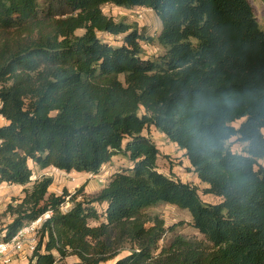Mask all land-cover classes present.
I'll use <instances>...</instances> for the list:
<instances>
[{"label": "trees", "instance_id": "trees-1", "mask_svg": "<svg viewBox=\"0 0 264 264\" xmlns=\"http://www.w3.org/2000/svg\"><path fill=\"white\" fill-rule=\"evenodd\" d=\"M105 5L151 10L160 35L115 22ZM143 41L164 53L145 59ZM0 116V187L32 184L7 206L0 241L50 215L29 264H264V29L249 0H0ZM150 128L217 204L160 172ZM117 156L131 167L92 196L86 185L50 193L53 179L33 181L30 167L99 175ZM159 205L187 211L203 240L159 247L165 222L145 213Z\"/></svg>", "mask_w": 264, "mask_h": 264}, {"label": "rangeland", "instance_id": "rangeland-1", "mask_svg": "<svg viewBox=\"0 0 264 264\" xmlns=\"http://www.w3.org/2000/svg\"><path fill=\"white\" fill-rule=\"evenodd\" d=\"M255 17L258 20L261 28L264 29V0H249ZM43 4L44 0H40ZM103 13L114 19L115 22H123L129 25L135 26L140 33H143L147 37L156 39L162 30V25L159 18L152 11H148L143 8H134L127 10L124 8H117L112 5H105L103 7ZM142 16V18H140ZM79 31L77 34H82ZM100 40L110 44L113 47H119L123 43L124 36H111L108 34H98ZM143 47V56L145 59H155L164 53V50L159 47L157 43H149L143 41L141 43ZM2 124L5 122L1 121ZM242 121H238L234 124L235 127H239ZM144 134L150 137L160 150V157L158 160V168L160 172L166 175H172L180 179L185 183H189L199 189V194L205 203L217 204L219 199L213 196L204 195L203 190L205 185L202 184L197 176L193 173L191 166L184 156V154L178 149V147L172 144L163 134L156 131L154 128L146 130ZM232 149L235 152H241L239 144L231 142ZM264 165V160L261 161ZM33 170V181L42 177H49L53 179V185L50 188V193H54L58 196L63 194L64 190L71 195H74L82 186L86 185L83 195H95L106 186L110 178L119 172H122L131 167V163L121 156H117L112 161L105 165L99 175L91 174H65L63 172H54L53 168L47 170H40L30 164ZM32 184L25 187L2 185L0 187V233L11 223L12 218L6 213L7 206L10 203L18 201L24 197V189L30 188ZM83 196L80 195L78 201L82 200ZM68 200V199H67ZM72 204L66 203L63 207L64 211L68 210ZM99 213H103L105 206L96 205ZM148 216H158L164 220L165 226L168 230L164 239L160 242L159 247L167 245L174 237L183 236L186 238H196L203 240V237L192 226V219L190 214L172 205H159L154 208H150L145 212ZM39 240V238H38ZM127 253L122 254L121 257L126 256ZM29 255H23L18 261V264H29ZM78 262L76 257H69L61 264H73ZM112 264V263H109Z\"/></svg>", "mask_w": 264, "mask_h": 264}, {"label": "built area", "instance_id": "built-area-1", "mask_svg": "<svg viewBox=\"0 0 264 264\" xmlns=\"http://www.w3.org/2000/svg\"><path fill=\"white\" fill-rule=\"evenodd\" d=\"M0 119L4 122L1 116ZM0 125H2L1 122ZM53 171L61 172L58 169H53ZM49 217L50 215L46 214L36 221L27 223L9 241L1 240L0 264H18L23 255H29L30 257L36 248L42 225Z\"/></svg>", "mask_w": 264, "mask_h": 264}, {"label": "crops", "instance_id": "crops-1", "mask_svg": "<svg viewBox=\"0 0 264 264\" xmlns=\"http://www.w3.org/2000/svg\"><path fill=\"white\" fill-rule=\"evenodd\" d=\"M146 10L151 11V10H149V9H146ZM182 153L184 154V152H182Z\"/></svg>", "mask_w": 264, "mask_h": 264}]
</instances>
